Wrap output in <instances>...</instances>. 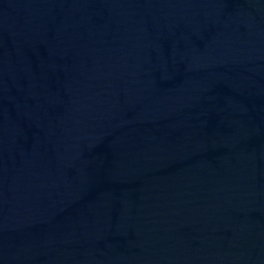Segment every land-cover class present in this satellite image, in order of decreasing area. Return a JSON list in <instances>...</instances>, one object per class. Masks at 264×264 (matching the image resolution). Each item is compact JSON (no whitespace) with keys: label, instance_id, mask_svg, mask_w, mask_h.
<instances>
[{"label":"water","instance_id":"obj_1","mask_svg":"<svg viewBox=\"0 0 264 264\" xmlns=\"http://www.w3.org/2000/svg\"><path fill=\"white\" fill-rule=\"evenodd\" d=\"M0 264H264V0H0Z\"/></svg>","mask_w":264,"mask_h":264}]
</instances>
